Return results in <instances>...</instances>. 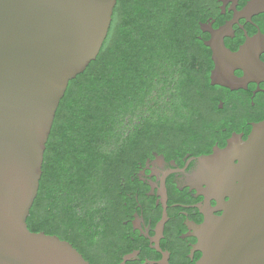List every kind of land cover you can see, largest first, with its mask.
<instances>
[{"label": "flooded vegetation", "instance_id": "flooded-vegetation-1", "mask_svg": "<svg viewBox=\"0 0 264 264\" xmlns=\"http://www.w3.org/2000/svg\"><path fill=\"white\" fill-rule=\"evenodd\" d=\"M189 11L182 69L161 83L169 101L145 107L149 125L164 118L181 129L170 123L130 152L106 211L72 243L91 264H200L195 227L223 213L203 157L264 148V0H197ZM218 48L241 57L220 56L218 71Z\"/></svg>", "mask_w": 264, "mask_h": 264}, {"label": "water", "instance_id": "water-1", "mask_svg": "<svg viewBox=\"0 0 264 264\" xmlns=\"http://www.w3.org/2000/svg\"><path fill=\"white\" fill-rule=\"evenodd\" d=\"M116 4L0 0V264H91L70 241L31 231L27 218L60 101L99 55ZM220 56L241 57L215 49L218 71ZM250 150L202 159L214 166L209 192L223 213L195 227L200 264H264V148Z\"/></svg>", "mask_w": 264, "mask_h": 264}, {"label": "trees", "instance_id": "trees-1", "mask_svg": "<svg viewBox=\"0 0 264 264\" xmlns=\"http://www.w3.org/2000/svg\"><path fill=\"white\" fill-rule=\"evenodd\" d=\"M196 1L117 0L99 55L69 82L57 109L27 218L31 231L76 244L111 203L130 152L170 123L181 129L159 117L149 125L145 107L166 101L163 75L182 69L184 17ZM177 94L191 100L187 88Z\"/></svg>", "mask_w": 264, "mask_h": 264}, {"label": "rangeland", "instance_id": "rangeland-1", "mask_svg": "<svg viewBox=\"0 0 264 264\" xmlns=\"http://www.w3.org/2000/svg\"><path fill=\"white\" fill-rule=\"evenodd\" d=\"M97 205H98V207H102V208H103V201L100 202V203H98ZM40 212H41V211H40Z\"/></svg>", "mask_w": 264, "mask_h": 264}]
</instances>
